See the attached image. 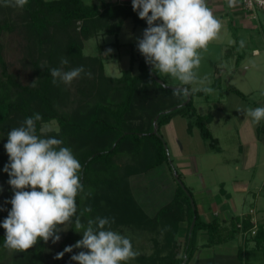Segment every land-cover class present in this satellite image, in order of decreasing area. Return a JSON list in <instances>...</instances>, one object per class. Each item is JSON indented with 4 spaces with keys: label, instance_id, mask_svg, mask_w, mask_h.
I'll return each mask as SVG.
<instances>
[{
    "label": "trees",
    "instance_id": "1",
    "mask_svg": "<svg viewBox=\"0 0 264 264\" xmlns=\"http://www.w3.org/2000/svg\"><path fill=\"white\" fill-rule=\"evenodd\" d=\"M15 9L17 10L3 6V0H0V36L4 32L19 30L18 33L24 40L22 60L35 75V80L30 85H23L8 72L0 44V73L4 78L0 80V180L7 183L9 179L3 171L9 159L3 147L7 142V133L21 126L34 113L42 116L41 120L35 121L36 134L61 139V146L70 148L82 166L78 174L83 190L76 197V213L67 221L68 229L53 264L64 262L70 252H66L60 259L56 258L57 254L63 252L71 243L81 240L78 234L89 226V221H92V227L96 229L97 218H107L109 224L105 227L110 230L117 226L130 225L154 233L162 231L165 234L161 249L148 257L138 258L142 264H182L183 261L186 264L193 257L200 231L207 233V245L210 246L253 227L249 216L233 218L227 228L229 236L224 237L217 219L208 223L200 219L192 193L186 186L183 190L177 183V179L181 180L179 175L174 178L176 187L172 199L159 208L153 217H148L134 200L128 184L129 174L143 173L147 169L168 165L159 129L172 118H188V134L196 127L201 138L213 151L220 152L221 148L209 128L213 116L199 115L193 104L195 96H207L204 89L193 92L186 86V91L176 90L181 95H174V90L162 87L154 80L140 52L130 55L129 66L121 71L120 77L105 75L104 60L100 54L84 55L85 42L105 35L114 36L116 39L115 42L106 44V47L124 46L117 41V37L124 21L128 19L134 27H142L143 30L147 28L146 21L139 19L132 10V3L97 5L85 4L82 0H28L22 9L19 8L21 13L14 21L9 17ZM101 48L99 46L98 49L101 51ZM62 59L68 63L62 64ZM80 66H83L85 72L73 80L74 93L70 95L62 79L52 77L51 70L59 69L63 73ZM149 66L155 74L150 64ZM53 79L56 84H53ZM219 83L220 78H216L213 85ZM230 90L244 98L236 88L230 87ZM185 92L190 99L182 105L186 101V96L183 95ZM171 108L174 109L167 112ZM158 115L157 133H153V120ZM52 121L57 124V130L42 132V125ZM256 135L264 145V119L257 127ZM141 144L144 148L139 156L142 155L148 161L142 167L144 171H129V163L120 165L119 170L112 168L119 155L125 154L124 150L129 152L132 145ZM12 194L9 186L7 195L11 198ZM9 206L10 204L6 206V210H9ZM88 208L92 211H86ZM7 214H3L0 207V223ZM113 219L115 223H112ZM77 220L82 225L80 229L76 228ZM183 224L184 255L178 256L176 247ZM256 227L255 234L248 239L260 245L264 242V224H256ZM4 239L5 230L0 227V250L5 249ZM43 249L44 241L38 240L27 251L15 252L9 264H40ZM76 249L77 254L87 251Z\"/></svg>",
    "mask_w": 264,
    "mask_h": 264
},
{
    "label": "rangeland",
    "instance_id": "2",
    "mask_svg": "<svg viewBox=\"0 0 264 264\" xmlns=\"http://www.w3.org/2000/svg\"><path fill=\"white\" fill-rule=\"evenodd\" d=\"M82 1L85 4L97 5L121 3V0ZM256 12L260 19H263V13ZM20 13V9L17 8L9 18L16 21L17 15ZM251 22L253 25H258V21ZM18 31L1 34L2 57L7 63L8 72L12 73L21 84L30 85L35 80V75L26 63H23L22 45L24 40ZM237 31V33L230 34L221 29L218 36L220 41H212L206 50H199L200 65L193 69L195 79L189 84H181L170 76L158 74L150 64L158 80L164 85L162 86L158 80H154L162 87H173L186 91L185 87L188 86L193 92L206 88L212 89L211 92H205L206 97L195 96L193 104L199 115L211 114L213 116L209 128L213 137L218 139L221 151H213L208 143L201 138L196 127L192 129L191 134H187L188 118L176 116L168 124L162 126L159 129V135L164 143L168 165L147 169L143 173L129 172L128 177L131 194L148 217H153L159 208L165 206L172 199L176 186L174 178L179 175L184 186L192 193L196 203L203 199L208 203L221 201L226 202L227 206H232L235 202L239 207L237 212L247 213L249 211L250 213L253 211V214H256V222L264 224V145L256 138V129L262 119L259 123H254L252 117L248 115L249 108L264 107V31L258 30V26L253 30L241 31L239 29ZM142 38L143 28L134 27L131 20L128 19L124 21L117 37V41L124 46L120 48L106 47V44L113 43L116 39L114 36L105 35L85 42L83 53L91 56L102 55L105 75L120 77L121 71L129 66V44L132 43L134 46L132 52L136 55L139 52L138 40ZM241 40L245 42L242 48L240 47ZM218 43L223 45H218ZM99 46L103 50L100 51ZM253 48H259L261 52L258 55H253L251 52ZM109 49L112 51L109 52ZM216 78H220V83L214 86ZM0 80H4L1 73ZM74 83L75 81H72L70 85L65 84L70 95L74 93ZM230 87L239 90L244 98L233 93ZM153 105L150 104V106ZM215 105L218 106L215 107ZM50 130H57V124L53 121L42 125V132ZM0 143L2 144V142ZM136 145H132L129 152L124 150L125 154L119 155V159L114 161L112 168L117 169L120 168V165L124 166L129 163V171L131 169L137 170V172L144 171L142 167L148 161L142 155L139 156L144 145ZM241 146H243L242 150H240ZM236 186L242 187L243 191L235 190ZM223 191L225 194H222ZM106 192H108L107 189ZM8 193L9 185L0 180V207L3 214L8 213L6 206L9 204L5 203L10 198ZM9 207L11 208V205ZM229 226L230 222H227L225 228ZM67 229L68 222L57 225L53 237H50L47 242L44 241L40 264H53V259ZM181 229H185V224L181 226ZM111 230L130 239L136 256L127 261L129 264H142L138 261L139 257H148L154 254L164 244L165 234L162 231L154 233L146 231L142 227L130 225L117 226ZM55 236H59V240L53 243ZM78 236L79 239H82L83 232H80ZM181 237H178L176 247L178 256L184 255V237ZM75 244L76 242H73L70 246ZM236 246V242H231L222 247L224 253H228L225 255L232 254L231 249ZM211 249L218 250L217 247H211ZM14 255L15 251L0 250V263H11ZM74 255H77L75 247L62 264H77L78 262L72 259Z\"/></svg>",
    "mask_w": 264,
    "mask_h": 264
},
{
    "label": "clouds",
    "instance_id": "3",
    "mask_svg": "<svg viewBox=\"0 0 264 264\" xmlns=\"http://www.w3.org/2000/svg\"><path fill=\"white\" fill-rule=\"evenodd\" d=\"M27 3L28 0H3V6L12 8L22 9ZM236 5L237 0H227L229 8ZM132 10L148 25L143 30V39L138 40V50L147 58L146 62L158 74L170 76L181 84L191 83L195 79L193 69L200 65L199 50H206L223 27L208 0H132ZM244 43L240 41L241 48ZM61 63L68 61L62 59ZM84 72L83 66L63 73L59 69L51 70L53 78L60 77L69 85ZM52 82L56 84L55 79ZM174 95L181 93L174 90ZM248 115L254 123H259L264 119V107L249 108ZM41 119L39 113L26 118L21 126L7 133L4 145L9 159L3 171L9 177L7 183L13 194L5 201L11 208L0 227L5 230L4 248L9 251L23 252L38 240L47 242L57 225L66 223L76 213V197L83 190L78 174L81 163L70 148L61 146V139L36 134L35 121ZM88 224L83 238L74 246H66L57 259L73 247L87 250L72 256L78 264H125L135 258L130 239L106 229L107 218H97L95 230L92 221ZM81 227L77 220L76 228ZM58 240L59 236H55L53 243Z\"/></svg>",
    "mask_w": 264,
    "mask_h": 264
},
{
    "label": "crops",
    "instance_id": "4",
    "mask_svg": "<svg viewBox=\"0 0 264 264\" xmlns=\"http://www.w3.org/2000/svg\"><path fill=\"white\" fill-rule=\"evenodd\" d=\"M127 2L128 0H121V3H127ZM128 3H132V0H129ZM208 3L209 6L212 7L214 11V15L222 22L223 31L232 34L233 32L237 33L238 32L237 30L239 29L241 31L247 29L253 30L257 28V26H258V30L264 31V12L261 11L263 13V19H260L256 11L253 13H249L243 10L239 0H237V5L234 8H229L227 6V0H208ZM261 20L263 21V23ZM251 21H258V25H253ZM214 41H220V40L217 38ZM218 45H223V44L218 43ZM101 50H103V48H101ZM129 51H130L129 53L130 55L133 54L132 51H134V46L132 45V43L129 44ZM251 52L253 55H258L259 52L261 51L259 48H253ZM186 127H187V123H186ZM242 147L243 146L240 147V150H242L241 149ZM164 177L162 178L164 179ZM235 190L243 191L242 187L240 186H236ZM222 194H225V192L223 191ZM196 208H197L198 216L205 223L211 222L214 219L218 220V222L222 227L221 232H223L224 237L225 235L229 236L227 229L228 227L225 228V225L227 222H230V220L233 218L242 219L245 216H249L251 220H253L257 225L261 224L256 222L257 219L255 213L253 215H249V211L247 213L237 212V209H239V207L235 202L232 204V206H227L226 202L220 201L219 203H213V202L208 203L202 199L198 203H196ZM255 212L257 211L255 210ZM184 230L185 229H181L178 237H181L180 235L182 234L183 235L182 237H184L185 239ZM207 241H208L207 233L205 231H200L197 234L196 249L193 254V257L186 264H264V252H262L264 249V242H262L260 245H257L255 241H252L251 239L249 240L248 237L243 236L242 233L239 232L235 233L233 237L219 244H214L209 246L207 245ZM231 242H236L237 246L236 248L233 247L231 249L233 252L232 254L225 255L228 253L227 252L224 253L225 251L223 250L222 247L227 246ZM211 247H217L218 250L214 251L211 249Z\"/></svg>",
    "mask_w": 264,
    "mask_h": 264
},
{
    "label": "built area",
    "instance_id": "5",
    "mask_svg": "<svg viewBox=\"0 0 264 264\" xmlns=\"http://www.w3.org/2000/svg\"><path fill=\"white\" fill-rule=\"evenodd\" d=\"M241 7L243 10L249 13H253L255 11H262L264 12V0H239ZM253 211H250L249 215H252ZM253 227L246 231V232H241L243 236L249 237L255 234L256 232V223L251 220ZM238 227L241 228V225L238 224Z\"/></svg>",
    "mask_w": 264,
    "mask_h": 264
},
{
    "label": "water",
    "instance_id": "6",
    "mask_svg": "<svg viewBox=\"0 0 264 264\" xmlns=\"http://www.w3.org/2000/svg\"><path fill=\"white\" fill-rule=\"evenodd\" d=\"M143 39V38H142ZM143 58H144V61H145V63H146V66H147V69H148V71L151 73V75L153 76V78L155 79V80H158V78L151 72V70H150V66H149V63H147L146 62V57L145 56H143ZM158 83L160 84V85H164L161 81H159L158 80ZM169 89H171V90H177V89H175V88H173V87H169ZM182 90V89H181ZM187 95H186V101L182 104V105H185L188 101H189V95H188V93H186ZM174 108H171L170 110H168V112H170V111H172ZM165 113V112H164ZM158 117H159V115L158 116H156L155 117V119L153 120V123H154V130H153V133H157V125H156V121H157V119H158ZM177 183L180 185V187L183 189V190H185V186H184V184L181 182V180H179V179H177ZM193 202H192V200H191V204H192ZM192 226H193V223H192V225H191V227H190V231H189V235H190V232H191V229H192ZM185 263V261H183L182 262V264H184Z\"/></svg>",
    "mask_w": 264,
    "mask_h": 264
}]
</instances>
